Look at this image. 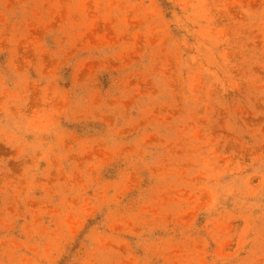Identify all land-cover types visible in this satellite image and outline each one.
Returning a JSON list of instances; mask_svg holds the SVG:
<instances>
[{"label": "rangeland", "instance_id": "rangeland-1", "mask_svg": "<svg viewBox=\"0 0 264 264\" xmlns=\"http://www.w3.org/2000/svg\"><path fill=\"white\" fill-rule=\"evenodd\" d=\"M0 264H264V0H0Z\"/></svg>", "mask_w": 264, "mask_h": 264}]
</instances>
